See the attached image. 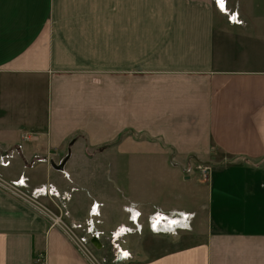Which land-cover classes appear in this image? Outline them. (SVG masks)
<instances>
[{
  "label": "crops",
  "instance_id": "1",
  "mask_svg": "<svg viewBox=\"0 0 264 264\" xmlns=\"http://www.w3.org/2000/svg\"><path fill=\"white\" fill-rule=\"evenodd\" d=\"M223 1L240 24L213 0H0V153L21 143L12 172L26 170L30 185L78 187L67 221H83L98 198L100 229L128 223L124 207L140 210L133 258L114 264H264V0ZM100 145L121 174L123 159L162 156L176 168L153 167L159 182L167 171L190 179L194 160L209 179L165 202L145 183L93 190L77 178ZM200 191L205 230L193 208ZM158 210L194 212V238L161 243L168 235L146 228ZM146 237L158 243L145 248ZM0 264L89 263L0 192Z\"/></svg>",
  "mask_w": 264,
  "mask_h": 264
},
{
  "label": "rangeland",
  "instance_id": "2",
  "mask_svg": "<svg viewBox=\"0 0 264 264\" xmlns=\"http://www.w3.org/2000/svg\"><path fill=\"white\" fill-rule=\"evenodd\" d=\"M213 2L216 8L225 14L229 23L240 24L242 22L239 13L228 7L226 8L224 1V10L218 5L217 0H213ZM23 138H28L27 133H24ZM20 146L21 143L14 145L9 149L6 148L1 150L0 192L15 199L27 209L43 217L50 227L62 231L75 252L86 259L89 264H109L111 262V264H114L119 256L132 259L133 252L131 248L133 245L136 243L138 244V242L141 241L140 236L142 234L140 232L142 230L137 221L140 217L139 215L141 214V211L134 207L135 210L132 209V206L124 207V210L130 215L128 223L117 225L112 230L100 229L97 227V223L99 221L100 208L103 205V200L98 198L96 201H91L87 211V217L83 221H67V201L71 198L72 192L76 191L78 187H72L67 191L58 185L56 181L54 183L49 182L30 185L28 175L25 172L26 170L24 172L14 171L13 169L14 172H12L10 170L13 157L21 151ZM101 146L102 145H100V149L96 148L94 150H88L89 154L93 156L97 154V156L93 162L88 164L90 167L87 169V174H82V172H80L78 176L79 178H77L81 185H85L87 188L93 190H97V188L100 187L99 191H101L106 184L112 183L121 184V182H125L127 185H142L141 183H145L147 185L145 189L150 193L152 201L158 199L156 198V195L159 194V189L161 191L159 199L162 202H165L167 200H174V198L176 200L180 199V193H182L184 189L191 190L192 188V191H194L197 182L203 183L202 186H204L205 182L209 179L210 172L206 163L194 160V165H189L188 170L191 168L195 173H199L197 176L193 172L190 179L182 180L179 178L178 173L167 171L161 174L163 181L159 182L157 171L153 170V167L160 168V171L161 168L166 165L175 167L174 163L170 161L171 159L168 162L162 156L154 159L152 157L145 158V156L144 158L133 157L129 158L128 162L126 159H123V164L129 168L128 170L125 169V173L121 174L119 173L118 168L117 170L115 169L117 166V162L115 161L121 160L118 158H115V160H107L103 153H101L104 150V146ZM217 154V157L219 158L221 154ZM25 160L26 164L24 162V166H35L37 163L45 161L46 158L39 155L28 159V162L27 159ZM245 160L248 161V158H245ZM146 170L153 171L148 174ZM153 191H155V193H153ZM177 191L179 193L178 195L176 194ZM202 195L203 194L200 191L199 195L194 196L195 201L193 203V208L198 209V212H200L198 218L203 224L205 230L207 227L209 229L210 223L204 213V207L201 200L203 198ZM176 215L177 217L171 218V215L165 211L158 210L151 212L147 215L146 228L157 233L168 235L167 238H162L160 240L161 243H166L169 239L173 241L176 239L181 243H184L188 239L192 240L194 237H191L189 234L192 230V222L194 219H197V215L194 212H186ZM56 218H60V220L56 222ZM173 221L175 223H173ZM155 222L156 224H153ZM137 228H139L140 231H136ZM186 231L188 234H185ZM92 234L97 235L96 238L99 239L101 243L99 248L91 243L90 238L94 237ZM133 235H136V237ZM125 240L127 243H130L129 248L124 246ZM154 243L157 244L158 240L151 237H146V239H144L145 248ZM121 251H124L127 255H122L120 253ZM152 254L153 253H148V257L153 256Z\"/></svg>",
  "mask_w": 264,
  "mask_h": 264
},
{
  "label": "water",
  "instance_id": "3",
  "mask_svg": "<svg viewBox=\"0 0 264 264\" xmlns=\"http://www.w3.org/2000/svg\"><path fill=\"white\" fill-rule=\"evenodd\" d=\"M64 161H65V159H63L62 161H60L59 163H57V164H52L53 165V167L54 168H56V169H62L63 168V165H64ZM90 241H91V243L95 246V247H97V248H99L100 246H101V243H100V241H99V239H97L96 237H91L90 238Z\"/></svg>",
  "mask_w": 264,
  "mask_h": 264
},
{
  "label": "snow or ice",
  "instance_id": "4",
  "mask_svg": "<svg viewBox=\"0 0 264 264\" xmlns=\"http://www.w3.org/2000/svg\"><path fill=\"white\" fill-rule=\"evenodd\" d=\"M217 3L221 7V9L224 10V2H223V0H217ZM233 18H234V16H233ZM173 223H175V222L173 221ZM124 255H127V253H124Z\"/></svg>",
  "mask_w": 264,
  "mask_h": 264
},
{
  "label": "built area",
  "instance_id": "5",
  "mask_svg": "<svg viewBox=\"0 0 264 264\" xmlns=\"http://www.w3.org/2000/svg\"><path fill=\"white\" fill-rule=\"evenodd\" d=\"M59 220H60V218H58V219L56 218V220H55V221H56V222H58ZM153 224H156V222H155V223H153ZM53 225H54V224H53ZM92 235H93L94 237H97V235H96V234H92ZM120 253H121L122 255H124V253H125V252H124V251H121Z\"/></svg>",
  "mask_w": 264,
  "mask_h": 264
}]
</instances>
